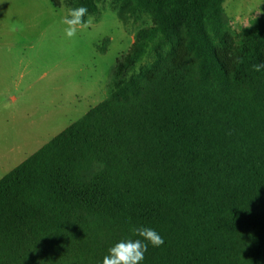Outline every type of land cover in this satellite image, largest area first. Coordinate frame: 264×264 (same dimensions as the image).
Returning a JSON list of instances; mask_svg holds the SVG:
<instances>
[{
  "label": "trees",
  "instance_id": "1",
  "mask_svg": "<svg viewBox=\"0 0 264 264\" xmlns=\"http://www.w3.org/2000/svg\"><path fill=\"white\" fill-rule=\"evenodd\" d=\"M226 1L67 0L152 26L108 99L0 180V264H102L139 225L164 240L140 264H264V18L232 38Z\"/></svg>",
  "mask_w": 264,
  "mask_h": 264
},
{
  "label": "rangeland",
  "instance_id": "2",
  "mask_svg": "<svg viewBox=\"0 0 264 264\" xmlns=\"http://www.w3.org/2000/svg\"><path fill=\"white\" fill-rule=\"evenodd\" d=\"M66 3L0 0V180L108 99L117 61L137 32L152 26L147 15L122 21L106 2L69 39ZM223 7L232 38L264 18V0H227Z\"/></svg>",
  "mask_w": 264,
  "mask_h": 264
},
{
  "label": "clouds",
  "instance_id": "3",
  "mask_svg": "<svg viewBox=\"0 0 264 264\" xmlns=\"http://www.w3.org/2000/svg\"><path fill=\"white\" fill-rule=\"evenodd\" d=\"M88 15V9L84 6L70 8L62 19L66 26L64 29L67 38L76 36L79 28L88 26L89 21L85 19ZM256 72L264 69V63L254 64L252 66ZM137 239H123L117 242L108 250V254L103 257L102 264H140L144 259V254L150 243L153 247L163 245V238L152 228L139 225L132 229ZM147 242V243H146Z\"/></svg>",
  "mask_w": 264,
  "mask_h": 264
}]
</instances>
